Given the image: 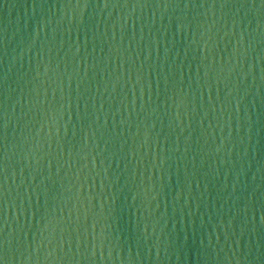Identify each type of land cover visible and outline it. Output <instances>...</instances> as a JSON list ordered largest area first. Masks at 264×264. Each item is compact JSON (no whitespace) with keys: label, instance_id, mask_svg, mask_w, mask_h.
I'll list each match as a JSON object with an SVG mask.
<instances>
[{"label":"water","instance_id":"95a60500","mask_svg":"<svg viewBox=\"0 0 264 264\" xmlns=\"http://www.w3.org/2000/svg\"><path fill=\"white\" fill-rule=\"evenodd\" d=\"M0 264H264V0H0Z\"/></svg>","mask_w":264,"mask_h":264}]
</instances>
